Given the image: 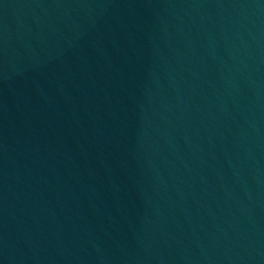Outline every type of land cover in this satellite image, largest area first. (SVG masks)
<instances>
[{
  "label": "water",
  "instance_id": "1",
  "mask_svg": "<svg viewBox=\"0 0 264 264\" xmlns=\"http://www.w3.org/2000/svg\"><path fill=\"white\" fill-rule=\"evenodd\" d=\"M0 264H264V0H0Z\"/></svg>",
  "mask_w": 264,
  "mask_h": 264
}]
</instances>
